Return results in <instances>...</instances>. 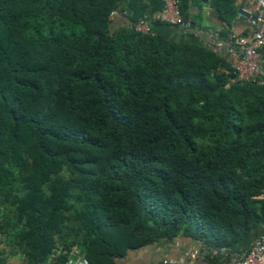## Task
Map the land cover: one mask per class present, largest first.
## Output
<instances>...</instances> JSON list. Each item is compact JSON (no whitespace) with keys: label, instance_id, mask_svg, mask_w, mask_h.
<instances>
[{"label":"trees","instance_id":"trees-1","mask_svg":"<svg viewBox=\"0 0 264 264\" xmlns=\"http://www.w3.org/2000/svg\"><path fill=\"white\" fill-rule=\"evenodd\" d=\"M200 1L180 0L183 20ZM123 3L0 0V264H66L73 246L118 264L177 237L220 264L210 250L264 224V85L205 46L136 33L162 0ZM207 5L232 27L234 0Z\"/></svg>","mask_w":264,"mask_h":264},{"label":"built area","instance_id":"built-area-1","mask_svg":"<svg viewBox=\"0 0 264 264\" xmlns=\"http://www.w3.org/2000/svg\"><path fill=\"white\" fill-rule=\"evenodd\" d=\"M234 1L238 4L237 17L246 21L248 30L245 34H237L229 30L223 39L230 73L235 81L241 84L264 85V80L261 79L264 76V0ZM162 2V9L154 16H143L137 20L134 24V31L143 36H154L153 23L156 21L176 26L185 32L191 31V23L182 18L180 0H162ZM116 14V11L111 12V17ZM224 252V248L212 249L210 255L219 257ZM202 255L200 248L187 250L175 262L177 264H199ZM66 264H89V262L78 247L73 246L68 253ZM227 264H264V233L252 241L244 254Z\"/></svg>","mask_w":264,"mask_h":264},{"label":"crops","instance_id":"crops-1","mask_svg":"<svg viewBox=\"0 0 264 264\" xmlns=\"http://www.w3.org/2000/svg\"><path fill=\"white\" fill-rule=\"evenodd\" d=\"M127 1L128 0H123L124 3ZM208 1L209 0H201L200 3H196L189 8L188 21L192 25L191 31L185 32L176 26L161 24L154 27V32L167 41H189L200 44L207 49L215 51L226 59L225 48L222 43L224 37L227 35L226 33L229 30H233L237 34H245L248 27L246 21L243 18L237 17V15L230 29L223 26L216 13L207 5ZM234 4L237 8V2L234 1ZM124 13L125 10H122V12H117V14L112 17L111 26L113 28H122L127 25ZM263 233L264 224L253 231L248 241L238 244L231 249H225L224 254L217 257L219 263L227 264L232 261V259L244 254L249 249L252 241ZM195 248H200L203 255L206 252V248L203 245L189 238L177 237L171 241L160 240L151 245L128 251L125 259L119 261L118 264H177L175 261L183 252ZM14 263L21 264V259L16 256L11 257L7 260L6 264ZM199 264L211 263L200 258Z\"/></svg>","mask_w":264,"mask_h":264},{"label":"rangeland","instance_id":"rangeland-1","mask_svg":"<svg viewBox=\"0 0 264 264\" xmlns=\"http://www.w3.org/2000/svg\"><path fill=\"white\" fill-rule=\"evenodd\" d=\"M62 175L64 176V177H68V173H67V171H63L62 172ZM9 209H11V207H9ZM0 211H1V213H2V211H3V208H0ZM5 211V210H4ZM19 230V228H16L15 230H13V232H12V234L13 233H15V232H17ZM3 240L0 242V246H1V248H3L5 251H9L10 249L9 248H7V244H6V242L5 241H7L6 240V238H2ZM79 249V248H78ZM22 263V262H21ZM15 264V263H14Z\"/></svg>","mask_w":264,"mask_h":264},{"label":"water","instance_id":"water-1","mask_svg":"<svg viewBox=\"0 0 264 264\" xmlns=\"http://www.w3.org/2000/svg\"><path fill=\"white\" fill-rule=\"evenodd\" d=\"M204 1V0H203Z\"/></svg>","mask_w":264,"mask_h":264}]
</instances>
